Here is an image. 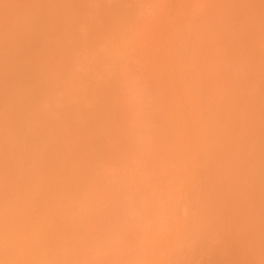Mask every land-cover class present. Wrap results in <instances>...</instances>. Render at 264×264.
I'll return each instance as SVG.
<instances>
[{
    "label": "bare ground",
    "instance_id": "obj_1",
    "mask_svg": "<svg viewBox=\"0 0 264 264\" xmlns=\"http://www.w3.org/2000/svg\"><path fill=\"white\" fill-rule=\"evenodd\" d=\"M4 1L0 0L5 9L13 2L18 9L9 15L0 11L3 21V27L0 26V74L11 64L13 69H19L21 64L18 65L13 54L24 52L25 46L35 43L38 50L35 45L31 49L25 47L27 53L19 52L17 55L22 57V61L24 59L23 66L30 69L31 74L26 77L32 75L35 82L32 77L30 80L37 84V88H49L36 100L41 101V108L52 100L57 101L59 93L75 105L80 97L81 91L72 84L78 64L73 61L75 66H67L76 51L72 46L70 49L69 40L80 37L76 38V26L71 24L73 20L82 24V18L78 17L84 18L83 25L96 24L95 27L92 24L87 26L89 32L96 31L98 25H103L102 29L106 25L110 29L112 25L114 30L111 28L109 33L107 28L104 31L98 27L94 33L104 41L99 34L104 31L107 42L112 37L108 43L112 44L111 59L114 62L115 58L118 61L126 59L134 63L133 68L136 65V77L125 81L124 89L128 96L134 89L144 86L150 89L151 92L147 93L150 92L151 99L144 100L142 112L138 111L141 108L137 109L135 103L132 105L136 111H132V107L129 108L132 112L124 108L125 112L120 107L124 113L121 115L120 110H114L120 118L115 113L112 115V109L109 113L103 110L94 113L77 104L75 109L61 114V125H45L43 118H52L51 111L48 112L50 108H45L43 115L39 105L29 103L33 98L25 103L32 83L19 78L21 72L9 80L7 77L2 79L0 75V83L2 80L11 82L12 79L11 83H15L14 86L7 83L12 86H9L10 90L15 88L13 95L8 93V89L4 91L5 87L8 88L6 82L5 86L2 85L3 90L0 86L2 92L8 93H2L6 97L0 100V264H175L179 261L174 262V251L178 252L179 248L187 245L205 219L212 218L214 213L216 215L221 210L226 213L227 218L223 222L225 227L226 224L228 226L225 231H231L230 235L232 231L237 233L238 229L247 231L249 222L260 219L257 205L261 198L264 199V0H176L171 11L169 7L165 11L158 8V13L145 15L140 22H135L136 18L134 21L130 19L133 22L126 20L129 8L126 10L124 7H129L130 0L125 2L128 5L123 2L125 6H121L126 10L121 9L125 16L119 13L117 16L114 12L118 9V4L114 3L116 0ZM111 3L114 10L109 8ZM147 3L140 1L139 4L144 7ZM205 3H208L205 6L208 8L198 27L194 23L198 16L196 13ZM132 7L133 14L138 7ZM109 10H113L115 16L109 14ZM103 11L106 15L101 16ZM107 13L111 20L117 16L115 24H110L109 20V24L107 21L100 24L103 19H108ZM136 14L138 12L131 16ZM118 17L123 18L120 20ZM68 19L72 27L66 25ZM124 19L129 23L125 24ZM187 20L196 25V32L193 27L189 26L192 32L187 28L191 23ZM130 22L131 32L123 44L118 34L124 30L117 29L119 26L122 28L123 23L128 26ZM54 26L56 33H50L55 32L52 31ZM36 35L43 38L38 40ZM91 39L89 41L92 42L85 43L87 47H92L97 40L96 37ZM34 40H41V44ZM98 40L92 48H77L81 52H89V49H92L90 53L99 52ZM77 41L73 40L74 44H81L83 40ZM100 41V45L105 44V41ZM85 44L83 42L81 46ZM107 45L111 46L106 43L103 48ZM76 52L78 58L81 52ZM77 58L74 57L79 61ZM13 59L16 63L10 61ZM8 71L5 74H9ZM117 71V74L123 72L121 69ZM16 75L19 80L14 78ZM119 76L120 73L112 79L107 77L109 80L103 84H95V92L101 102L116 104L138 97L125 95L126 91L119 87L122 82L117 84ZM20 80L24 82L22 85ZM50 90H53L52 94ZM16 118L23 126L21 128H25L20 141L14 136L19 129L13 131L20 125L16 121L18 123L14 126ZM38 136L41 141L37 140ZM33 138L39 144L36 145L35 140V150L31 146L32 155L27 153L26 157L23 152L26 144L33 143ZM47 146L51 147L50 150ZM21 151L26 159L32 156L30 168L33 165L31 169H37V173L40 171L38 177L30 171L35 178L26 175L25 169L29 164L23 161L27 164L24 166L20 162ZM16 156H20L18 160ZM28 175L31 178L29 182ZM130 214L139 216L137 219L132 216L135 224L140 219L144 220L143 223L147 220L154 222L148 232L147 227L143 237V233L135 232ZM100 216L102 222L104 217L114 220H111L114 224L119 221V227L116 225L119 230L110 225L116 233H103L106 238L100 239L101 236L97 235V231L102 230L97 222ZM104 222L100 224L106 227V220ZM139 222L141 224V220ZM110 226L106 228L110 230ZM262 226L258 225L257 230L263 231L264 223ZM141 229L144 230V226ZM134 233L139 234L138 242L140 237L144 242L136 258L124 260L126 257L123 258L119 252L124 248H119V251L117 248L119 243L125 247L127 241L131 243L136 237ZM255 238L247 243L242 240L246 247L241 249L245 252L240 256L247 259L242 264H261L263 261L256 253L259 245ZM101 258L103 261H99Z\"/></svg>",
    "mask_w": 264,
    "mask_h": 264
},
{
    "label": "rangeland",
    "instance_id": "obj_2",
    "mask_svg": "<svg viewBox=\"0 0 264 264\" xmlns=\"http://www.w3.org/2000/svg\"><path fill=\"white\" fill-rule=\"evenodd\" d=\"M2 1V0H1ZM6 1L7 0H5L4 2L6 3ZM9 1V0H8ZM7 1V2H8ZM11 1V0H10ZM110 1V0H109ZM115 1V0H114ZM113 0L111 1V2H114ZM118 1H120V2H126L127 0H118ZM137 1H139V3H140V1H144V2H146L147 3V1L148 0H130V5H129V7H124L125 5H124V3L122 4H120V2H118L117 3V0L114 2V3H116V5L118 4V9H116V11L113 9L114 8V5L112 4L109 8H111V9H113L114 10V12H116V15L119 13L120 15L124 12V11H126L128 8H129V10H127V18H126V20L128 19V20H130V19H135L136 18V20H135V22H140L144 17H145V15L146 16H148V15H154L155 13H158V8H159V10H161V9H165V10H168V7H169V10L171 11V9H173L174 7H173V5H175L174 3H176L175 1L176 0H170V1H168V0H151V2H149L148 1V5L146 4V5H144V7H142V4H139ZM209 1V0H208ZM105 2H107V0H105ZM137 4H136V3ZM163 2H165L166 3V5L163 3ZM168 2V3H167ZM12 3V2H11ZM14 4H15V2H13ZM128 3H129V1H128ZM141 3H143V2H141ZM150 3V4H149ZM151 3H152V5H151ZM14 4H12V5H10L9 4V6H8V9H5V7L2 5V3L0 2V6L1 7H3V8H1V13H3V14H6V13H8V15H9V13L10 14H12V13H14L15 11H16V9H18V7L16 6V4L14 5ZM109 4V3H108ZM120 4V5H119ZM125 4H127V3H125ZM133 4V5H132ZM134 4H136V6L134 5ZM155 4L157 5V6H155ZM159 4V5H158ZM162 4V5H161ZM208 4V3H207ZM207 4L205 3V5L203 4V5H201L200 7L201 8H199L198 10H199V12H197L196 13V15H198L197 16V18H196V20L194 21V23H196V25L199 27L200 26V21H201V19L203 18V15H205V9L206 8H208V7H205V6H207ZM105 5V4H104ZM103 5V6H104ZM107 5V4H106ZM116 5H115V8H116ZM123 5V7H124V9L126 8V10H124V9H122L121 8V6ZM128 5V4H127ZM134 6L135 8L136 7H138V9L136 8L135 9V12L137 13L138 12V14H136L135 15V17H132L131 15H133L131 12L132 11H134V8L132 7V6ZM141 5V6H140ZM154 5V7H157L156 9H157V12H156V9L154 8V7H152ZM120 6V7H119ZM160 6H162V7H160ZM163 6H164V8H163ZM165 6L167 7V8H165ZM147 7V8H146ZM151 7V9L149 10V8ZM96 8V7H95ZM98 8V7H97ZM96 8V9H97ZM120 8V9H119ZM130 8H133V10L131 9L130 10ZM144 8V9H143ZM204 10H203V9ZM94 9V8H93ZM95 9V10H96ZM105 9V8H104ZM104 9H99V10H104ZM124 10V11H122V10ZM139 9H140V11H139ZM143 9V10H142ZM155 9V10H154ZM200 9L202 10V12L204 11V13H202V12H200ZM8 10H10L11 12H8ZM95 10H94V12H95ZM113 10L112 11H110L109 10V14L111 13L112 14V16L114 15V12H113ZM120 10V11H122L121 13H120V11L118 12V11ZM138 10V11H137ZM146 10H148V11H146ZM162 10V11H163ZM164 10V11H165ZM14 11V12H13ZM90 11H92V8L90 9ZM98 11V10H97ZM144 11V12H143ZM151 11H153V12H151ZM93 12V11H92ZM129 12V13H128ZM141 12H142V15H141ZM98 12H96V14H97ZM131 13V15L130 16H128V14H130ZM151 13H154V14H151ZM199 13H200V15H199ZM95 14V15H96ZM99 14V13H98ZM101 14V16L102 15H104L105 14V12L103 11V13H100ZM108 13H107V17H108V15H109ZM71 15H72V13H71ZM106 15V14H105ZM122 15H124L125 16V14H122ZM196 15H194L195 17H196ZM78 16V15H77ZM89 16V15H88ZM110 16V15H109ZM115 16V15H114ZM117 16H119V15H117ZM117 16L116 17H114L115 19L117 18ZM123 16V17H124ZM134 16V15H133ZM194 16L192 17V18H194ZM92 17V16H91ZM95 17V16H94ZM122 17V18H123ZM141 19H140V18ZM76 18V17H75ZM75 18H73V19H75ZM79 19H81L80 20V22H82L83 21V23L82 24H77L76 23V21L75 20H73V21H71V22H73V23H71L72 25H73V27H75L76 26V31H75V29L73 30V31H75L74 32V34H76L75 36H76V38H77V36H80V37H78L77 38V40L76 39H74V38H72L73 40H74V42H81L82 40V43L84 42V44L85 43H90V42H92V41H89L91 38L90 37H92V39L91 40H95L94 39V37H96V39L98 40V48H99V52H96L95 50H94V48H93V51H95L94 53H90V50H92V49H89V52L88 51H86V52H88L89 54L87 55L86 54V52L83 50L82 52H84L85 54H83L82 52H81V50L79 49L80 47H81V49H85V48H90V47H87L86 46V44L85 45H82L84 48H82V46H81V44H78V43H76V44H74V42H73V40L71 39V41L69 40V47L70 46H72V48H74V49H76V51H79V52H81L80 54H79V56H78V58H77V52L74 50V55L72 54V57H71V61L72 62H70L67 66L68 67H70V65L71 66H75V65H72V64H74L73 63V61H75V64H78V66H76L75 67V73L73 74V78H72V80H73V85H76L77 86V88L79 89V91H81V92H79V95L78 96H80L79 97V99L77 100V102H76V105L74 104L75 102H71L72 100H70V99H67V97L66 96H64V95H61V93H59L58 95H57V97L58 98H56L57 99V101L56 100H52L51 101V103L50 102H48V103H46V104H44V106L41 108L40 107V103H41V101L39 100V101H36V100H38L42 95H43V92L45 91V90H48L49 88L48 87H42L41 89H40V87H38L37 88V84H33L32 83V81H34L35 82V78L32 76V75H30V77H26L27 75H29V74H31V72H30V69L26 66H23L24 65V59H23V61H22V57H18V55H17V53H19L20 52V54L21 53H27V51L25 50V47H28V48H30L31 49V47H33L34 45H35V43H34V45L33 46H31V44H29V46L27 45V46H25L24 47V52H22V51H19V52H15L14 54H13V56L14 57H16L17 58V62H19V64L18 65H20V66H18L19 67V69H17V70H15V68L13 69L11 66H13L12 64L11 65H9L10 66V68H8V67H5L4 68V70L6 69L7 71H8V73L9 74H7V72H6V74H5V71H4V73H2V79H6L5 77H7V80H9L11 77H13V75H15V74H18L19 75V73H20V75L21 74H23L22 76L23 77H20V75H19V78H23V81L24 80H26L27 82L26 83H29V84H31L30 85V91H29V94L31 95V94H33V95H31V97H30V95L28 94V97H27V101H25V103H27V102H29V100L30 99H32V101H30L29 103H31V104H33V103H36L37 105H39V107H40V110H42V113H43V115H44V111L47 109V108H50V110L49 109H47V110H49L48 112L50 113V111H51V116H52V118L51 119H49V118H43V119H45L44 120V124L45 125H49V124H51V123H53V124H55V125H61L62 123H63V120H62V118H61V114H63V113H65V112H67V111H69V110H72L74 107H77V104H78V106H81V108H83L84 110H86V111H91V112H93L94 111V113H96V112H99V110H103L104 112H106V111H108V113H109V111H111V110H109V109H112L113 110V114L112 115H114V113L116 114V110L117 111H119L120 110V107H123L122 109L124 110V108L126 109V111L128 110V111H130V110H132V111H134V109H135V111L137 110V109H139V108H141V109H139L138 111H143L142 109H144L145 108V104H144V100H149V99H151V94H150V89L148 90L147 89V87H142V88H137V89H134V91H133V94H131L130 96H128L129 94H128V91H126V89H124V87H125V85H126V82L125 81H127V80H130V79H132L133 78V76H134V78L136 77V74H137V67H136V65L134 66V68H133V65H134V63L133 62H131L130 60L128 61V60H126V59H123V60H121L120 59V61H118V59L117 58H115V62H114V60H112L111 58H112V56H113V54L111 55V52H113L112 51V44L111 43H108L109 41H111V38L110 37H108V38H110V40L107 42V41H105V38L106 37H104V35L105 36H107L105 33H102V32H104V31H106V29L105 28H107L106 26H105V30L104 29H102L103 27L101 26V25H98L99 23H97V27H98V29L99 30H104V31H102L101 33H99V34H101V37H103V39H104V41H105V44L107 43V44H110L111 46H109V45H107L106 47H108V48H106V47H104L103 48V46H105V44H103V45H100V43H99V41L101 40L100 39V37H98V35L97 34H95L96 33V31H97V27L95 28L96 29V31H94V30H92V29H89L91 32H89L88 30H87V26L88 25H90L91 26V24L93 23V22H91V24H86V22H85V24L86 25H83L84 24V18L83 17H78ZM86 18V17H85ZM88 18V17H87ZM86 18V19H87ZM95 18H97V16L95 17ZM94 18V19H95ZM103 18V17H102ZM106 18V17H105ZM113 18V20H111V19H109V17H108V19L106 20H102V21H100V22H102V23H100V24H103V21L104 22H106L107 21V24H109V22H110V24H111V22L112 23H116L115 21H117V20H115ZM119 19H120V17H118ZM121 18V19H122ZM192 18H189L190 20L192 19ZM70 19H72V16H71V18ZM70 19H68L66 22H67V24L66 25H70V27H72L71 26V24H69V20ZM78 19V20H79ZM85 19V20H86ZM90 19H92V18H90ZM98 19H99V17H98ZM100 19H101V17H100ZM99 19V20H100ZM120 19V20H121ZM134 19H133V21H134ZM88 20V19H87ZM99 20H96L97 22L99 21ZM108 20H109V22H108ZM125 20V19H124ZM125 20V21H126ZM138 20V21H137ZM74 21H75V23H74ZM94 21V20H93ZM125 21H122V22H125ZM130 21H132V20H130ZM132 21V22H133ZM192 21H193V19H192ZM192 21H190L191 23H192V25H191V23L189 22V20H187V22H189V23H187L186 22V24H189V25H187L188 27L187 28H189L190 29V27H191V29H192V27H193V30L196 32V25L194 24L193 25V22ZM77 22H79V21H77ZM88 22H89V20H88ZM96 23V22H95ZM127 23H129L128 21H126V23L125 24H127ZM1 24H3V21L0 19V26H2ZM49 25H50V23H48ZM77 24V25H76ZM105 24V23H104ZM93 25V24H92ZM96 25V24H95ZM95 25H93L94 27H95ZM120 25H121V23H120ZM123 25H124V23H123ZM121 26L122 28H120V26H119V28L117 29V30H120V31H123V32H120V34H118L119 36H120V42H124V43H126L127 42V40H126V38H127V36L129 35L128 33H130L131 32V29H129V27H131V22H130V24L128 25V26H126V25H124V26ZM50 26H52V24L50 25ZM56 26V25H55ZM54 26V29L52 28V31H54L55 30V32H50V33H56V27ZM112 26V25H111ZM110 26V29H108L107 31V33H109V32H111V30L113 29L112 27ZM190 26V27H189ZM3 27V26H2ZM46 27V26H45ZM48 27V26H47ZM46 27V28H47ZM53 27V26H52ZM67 27H69V26H67ZM66 27V29H68ZM69 27V28H70ZM128 27V28H127ZM91 28H93V27H91ZM112 28V29H111ZM125 28L127 29V30H125ZM2 29V28H1ZM94 29V28H93ZM116 29V28H115ZM121 29H123V30H121ZM190 29V32H192V30ZM44 30H45V28H44ZM47 30V29H46ZM64 30H65V27H64ZM98 30V31H99ZM114 30V29H113ZM116 30V31H117ZM86 31H88V32H86ZM126 31V32H125ZM48 32V33H49ZM79 33V35L77 34V33ZM95 32V33H94ZM115 32V31H114ZM194 32V33H195ZM45 33H47L46 31H45ZM83 33H84V35H83ZM98 33V32H97ZM117 33V32H116ZM193 33V34H194ZM122 34V35H121ZM192 34V35H193ZM53 35V34H52ZM88 35V37H86ZM126 35V36H125ZM37 36V35H36ZM36 36H35V38H36ZM109 36H110V34H109ZM38 37V36H37ZM74 37V36H73ZM122 37H123V39H122ZM39 38L40 39H42L41 37H38V40H39ZM80 38H82V40L80 39ZM36 40H37V38H36ZM36 40H34V42H36ZM37 40V41H38ZM97 40H95V42H93V43H97L96 41ZM113 40V39H112ZM41 41V40H40ZM36 42V43H40L41 44V42ZM101 41H103V40H101ZM100 41V42H101ZM104 41H103V43H104ZM126 41V42H125ZM79 42V43H80ZM93 43H92V47H93ZM123 43V44H124ZM16 44H17V42H16ZM15 43H13V45H15V46H13V47H15L16 48V45ZM26 44V43H25ZM28 44V43H27ZM78 44V45H77ZM89 45H91V44H88V46ZM74 46V47H73ZM77 46L79 47V48H77ZM12 47V48H13ZM34 47H36V45L34 46ZM91 47V48H92ZM101 47V48H100ZM111 47V48H110ZM38 47H36V49H37ZM97 48V49H98ZM14 49V48H13ZM27 49V48H26ZM70 49H71V47H70ZM95 49H96V47H95ZM108 49V50H107ZM111 49V50H110ZM33 50V49H32ZM38 50V49H37ZM73 50V49H72ZM104 50V51H103ZM30 51V50H29ZM106 51H107V53H106ZM33 52H34V50H33ZM31 53V52H30ZM71 53H72V51H71ZM76 53V54H75ZM83 54V55H82ZM97 54H98V56H99V58L97 59L96 58V56H97ZM17 55V56H16ZM25 55V54H24ZM100 55H101V57H100ZM13 56H11L12 58H14ZM26 56V55H25ZM97 56V57H98ZM10 57V58H11ZM74 57L75 58H77V59H79V61L78 60H75L74 59ZM9 58V59H10ZM94 58V59H93ZM8 59V58H7ZM15 59V58H14ZM14 59L13 60H10L12 63H16V62H14ZM99 60V62L97 63L96 61L97 60ZM16 60V59H15ZM111 60H112V62H111ZM118 62H117V61ZM185 60V59H184ZM8 61V60H7ZM76 61H77V63H76ZM6 62V61H5ZM79 62V63H78ZM122 64V66L120 65V63ZM8 63V62H7ZM115 63V64H114ZM118 63V64H117ZM123 63H124V65H123ZM128 63H130V65L128 64ZM127 64V65H126ZM132 64V65H131ZM136 64V63H135ZM129 65V66H128ZM7 66H8V64H7ZM16 66V65H15ZM22 66H23V68H22ZM120 66V67H119ZM126 66H127V68H126ZM4 67V66H3ZM17 67V68H18ZM131 68H133V69H131ZM122 70L123 72H119L120 73V76H119V81H118V83L117 84H121V82H122V85H119V87H121V88H123L122 89V91H126L125 92V95L126 96H128V98L129 97H132L133 95H135L134 97H137V98H134V100H132L131 98V100L130 99H127L126 101H124L126 104H124V102H122V103H120V102H117L116 104H113V102L112 103H109L108 102V104H106V103H103V102H101L100 100V96H99V94L97 93V91L95 92V90H96V87H97V85L98 84H103L105 81H107V80H109V79H112L114 76L116 77L118 74H117V70ZM124 69V70H123ZM128 69H131V70H128ZM3 70V69H2ZM13 70H15V71H13ZM130 71V72H129ZM132 72V73H131ZM28 73V74H27ZM131 75H130V74ZM117 74V75H116ZM125 74V75H124ZM126 74H128V75H126ZM9 75V76H8ZM18 75H16V76H14V78L16 77V79L17 80H19V78H18ZM123 76L125 77V79H123ZM9 77V78H8ZM32 77V78H31ZM109 79H108V78ZM131 77V78H130ZM30 78H31V80H30ZM122 78V79H121ZM15 79V80H16ZM115 79V78H114ZM1 80V79H0ZM16 80V82H18ZM30 80V81H29ZM5 81V80H4ZM11 81V80H10ZM21 81V80H20ZM23 81H21L20 83H21V85L24 83ZM115 81V80H114ZM121 81V82H120ZM3 82V80L1 81V83ZM6 82V84L7 83H11V82H13V79H12V81L11 82H9V81H5ZM5 82H3L0 86H1V89L3 90L4 89V87H2V85L3 86H5L6 84H5ZM15 82V81H14ZM96 82H99V83H96ZM124 82H125V84H124ZM63 83V82H62ZM12 84V83H11ZM14 84L15 83H13L12 85L14 86ZM16 84H18V83H16ZM95 84H97V85H95ZM20 85V84H19ZM9 86H11V85H9V84H7V87L8 88H6L5 87V89H4V91L6 90V89H8L9 90V92L8 93H11L12 92V95H13V93H14V89H9L10 87ZM12 87V86H11ZM120 88V89H121ZM0 89V91H1V93H0V96H2V97H0V100H4V99H2L3 98V96L4 97H6L5 95H7L8 93H4V92H2V90ZM141 89V90H140ZM147 89V90H146ZM13 90V91H12ZM147 91H150L149 93H147ZM5 92H7V91H5ZM135 92V93H134ZM139 92V93H138ZM142 92V93H141ZM144 92V93H143ZM2 93H4L3 95H1ZM38 93V94H37ZM53 93V90H50V94H52ZM54 94H57V92L55 91L54 92ZM145 94H149L148 96L147 95H145ZM38 95V96H37ZM60 96L62 97V98H60ZM97 96V97H96ZM39 97V98H38ZM144 97H146V99L144 98ZM149 97V99H147ZM36 98V99H35ZM142 99V100H141ZM129 100V101H128ZM36 101V102H35ZM53 101H55V102H53ZM103 101V100H102ZM136 101V102H135ZM97 102V103H96ZM101 102V103H100ZM128 102H130V104L128 103ZM132 102V103H131ZM140 102H142V103H140ZM50 103V104H49ZM103 103V104H102ZM115 103V102H114ZM118 103H120V104H118ZM135 103V104H134ZM137 103H139V104H137ZM24 104V103H23ZM112 104V105H111ZM132 104H134L135 105V107L137 108H135L134 107V105H132ZM136 104H137V106H136ZM46 105H48V107L46 106ZM106 105V106H105ZM118 105H120V106H118ZM126 105H128V107H125ZM129 105H132V106H129ZM50 106V107H49ZM103 106V107H102ZM104 106H105V108H104ZM112 106V107H111ZM118 106V107H117ZM142 106V107H141ZM101 107V108H100ZM116 107L117 108H119V109H116ZM133 107V108H132ZM46 108V109H45ZM57 108V109H56ZM97 108H100V109H98L97 110ZM115 108V109H114ZM129 108H132V109H129ZM75 109V108H74ZM121 109V110H122ZM115 110V111H114ZM120 110V113L121 112H123V111H121ZM57 113H56V112ZM125 111V110H124ZM125 111V112H126ZM132 111H130V112H132ZM53 113V114H52ZM55 114H57V115H55ZM122 114H124V113H121V115ZM117 116L119 115V113L117 112V114H116ZM114 116L117 120H119L118 119V117L120 118L121 116L119 115L118 117L117 116ZM17 120H14L15 122H13V123H15L14 124V126H16L17 125V123H16V121H19L18 120V118H16ZM46 121V122H45ZM47 123V124H46ZM20 124V125H19ZM19 126H17V127H19V128H17V127H15V128H13L14 130L13 131H17L18 129V131H17V135H14L15 136V138L16 139H18L19 141L20 140H23V139H21V138H23V130H25V128L23 129V128H21V123H20V121H19ZM23 127V126H22ZM17 129V130H16ZM22 129V130H21ZM135 129H137V127H135ZM21 130V131H20ZM14 133V132H13ZM14 133V134H15ZM19 133H20V135H19ZM33 136H36V134L35 135H33ZM39 137L40 136H38V138H37V140L39 139ZM35 138V137H34ZM34 138L32 139V141L34 140ZM36 140V139H35ZM35 140L33 141V143H28V144H30V146L28 145V144H26L27 145V148L26 149H28V147H30L27 151H26V149L24 150V152L23 153H29V154H31L32 155V150L34 149L35 150V147H33L34 145H35ZM36 140V145L37 144H39V140L41 141V139H39L38 141ZM28 142V141H27ZM38 142V143H37ZM35 145V146H36ZM31 146H32V148H31ZM48 147V146H47ZM46 147V148H47ZM50 146L48 147V149L50 150ZM17 155H20L19 154V152L17 153ZM24 154H22V151H21V156H22V160L20 159V162L22 161H25V163H28L29 165L26 167V169H25V171H26V175L27 174H29V175H31L30 174V172H33L32 174L33 175H37V177H38V173H40V171L37 173V169H35L34 167V170L33 169H31L32 168V166H31V168H30V165L32 164V162H30L29 161V159H31V157H30V155H29V158H27L26 159V157H28V154H27V156L25 157V156H23ZM33 155H34V151H33ZM20 156H18V158H19ZM25 157V158H24ZM34 157V156H33ZM16 158H17V156H16ZM18 158H17V160H18ZM27 160V162H26V160ZM32 161V160H31ZM23 165L24 166H26L27 164H24V162H23ZM31 170H33V171H31ZM30 171V172H29ZM29 172V173H28ZM35 173V174H34ZM29 175H28V182L29 181H31V178L29 177ZM32 176V175H31ZM35 176H32V177H34L35 178ZM30 179V180H29ZM257 213H258V215H260V219L259 218H256V219H259L260 220V222H258L255 218V220L256 221H253V222H249L248 224H249V226L247 225V229L248 230H251V229H254L252 232L251 231H246V229H244L245 231H241L240 229H238V230H236V231H238L237 233L235 232V231H232V235H230V230H228V232H226L225 230H227L226 229V227H228L227 226V224H226V227H225V223L223 222V221H226V219L225 218H227L226 217V213L225 212H223L222 210V212L221 211H218V212H216L217 214L215 215V213H214V215H212V218H210V217H208L207 219H205V222H204V224H203V226L199 229V232L198 233H196V234H193V236H192V239L189 241V243H187V245H184L183 247H181V248H179L180 250L177 252V251H174V253H173V260H174V262H181V264H242L244 261H247V259H245V256H244V260H243V258H242V256L244 255V252H245V250H243V251H241V249H245V247H246V243H247V241L248 240H251L252 238H255V237H257V238H255V240L256 241H258L257 242V244L260 246H258V245H256V246H258V248H257V255L264 261V239H259L260 237L261 238H264V230L262 231V229H261V232L260 231H258L257 230V226L259 225V226H262V224L264 223V199H262L261 198V200H259L258 201V205H257ZM259 211V212H258ZM224 213V214H223ZM134 214H130V215H128V216H130V218H131V222H134V219L132 218V216H133ZM220 215V216H219ZM257 215V216H258ZM256 216V217H257ZM101 217V216H100ZM134 217V216H133ZM136 217V219L139 217V216H135ZM134 217V218H135ZM129 218V217H128ZM223 218V219H222ZM96 219H98V218H96ZM95 219V220H96ZM101 219H103L102 217L99 219V220H97V222L99 223V226L102 228V230H104V232L102 231V230H99V231H97L98 233H97V235L99 236H101V237H99L100 239H105L106 238V236H105V234L107 235V233H114L115 232V230L117 229V231L119 230L118 228H116V225H118V224H120V222L119 221H117V224H114L113 222H111V220L112 219H106L105 217H104V221L106 220V227L107 228H109L108 227V225L110 226H112V227H115V230L110 226V228L112 229V231H110L109 229H107L103 224H100V223H105L104 221L102 222V220ZM135 219V220H136ZM253 219V220H254ZM261 219H262V222L263 223H261ZM108 220H110L109 221V223H107V221ZM133 220V221H132ZM141 220V224H143V225H141L140 224V221ZM140 220H137L136 221V223L137 224H139L140 225V227H138L139 225H137V224H135V222H134V224L133 223H131V224H133V226L135 225H137L136 227L134 226V230L136 229V231L135 232H138L139 234H142V237H143V235L144 234H146V232H148V231H150V229L152 228V226L154 225V222H152L151 220H147L146 222H144L143 223V219H140ZM146 220V219H145ZM112 221H114V220H112ZM129 221H130V219H129ZM149 221V223H148V225H147V222ZM119 222V223H118ZM151 222V223H150ZM114 224V226H113V224ZM116 223V222H115ZM224 223V224H223ZM227 223V222H226ZM254 223V224H253ZM101 225H103L104 227H105V229H104V227L103 226H101ZM145 225H147V226H145ZM152 225V226H151ZM253 225L255 226L254 228H248V227H253ZM144 226V230L143 229H141L142 227ZM149 226H151V227H149ZM99 227V228H100ZM118 227H119V225H118ZM147 227H148V229H147ZM98 228V229H99ZM137 228H138V230H137ZM140 228V229H139ZM260 228V227H259ZM258 228V229H259ZM262 228H263V226H262ZM147 229V230H146ZM242 229V230H243ZM114 230V231H113ZM144 231V232H140V231ZM145 230H146V232H145ZM100 231H102V232H100ZM102 234H100V233ZM107 232V233H106ZM250 232L251 233H253L254 235L252 236L251 234H250ZM103 233H105V234H103ZM116 233V232H115ZM236 233V235L237 236H235L234 234ZM257 233V236L255 235ZM135 234V233H134ZM138 234V235H139ZM104 235V236H103ZM113 235V234H112ZM138 235H137V233L135 234V238H136V240H135V238L133 239V240H131V243H129V241H127V244H126V247H125V244L122 246V243H121V245H120V243H119V246H118V248H117V250L119 251V248H121L122 249V247L124 248L123 249V251L122 250H120L119 252H121L122 253V257H123V255H124V257L123 258H125L124 260H127L128 259V257H130L131 259H134V257L133 256H135V258H136V255H138V252H139V249L141 248L140 246L142 245V242H144V241H142V239H141V237H140V239H139V242L141 243H139L138 242V240H137V238H139L138 237ZM226 235H228V237H226ZM110 236V235H109ZM230 239H233V241H231ZM242 240H246V243H244V241H242ZM135 242L138 244H135ZM132 244V245H130L129 246V248H127V246L129 245V244ZM243 243V244H242ZM244 245V246H243ZM131 246H133L134 248H132ZM139 246V247H138ZM242 247V248H241ZM244 247V248H243ZM126 248V249H125ZM132 250H131V249ZM126 250H128L127 252H125ZM130 250V251H129ZM134 251V252H133ZM131 253L132 252V254H129V253ZM176 252V253H175ZM239 252H240V254H239ZM242 252V253H241ZM128 253V254H127ZM134 253V254H133ZM135 253H137V254H135ZM239 254V255H238ZM243 254V255H242ZM131 255V256H130ZM240 255H242V256H240ZM176 256V257H175ZM237 256H238V258H237ZM240 256V257H239ZM133 257V258H132ZM240 258H242V260L240 259ZM237 259H240V261L238 262L237 261ZM261 259H259V262H260V260ZM130 260V259H129ZM232 260V261H231ZM99 261H103V259L101 258ZM263 261L261 262V264H263ZM175 263V264H180V263ZM174 264V263H173Z\"/></svg>",
    "mask_w": 264,
    "mask_h": 264
}]
</instances>
